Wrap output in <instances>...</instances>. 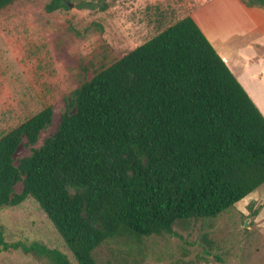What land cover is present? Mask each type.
Returning <instances> with one entry per match:
<instances>
[{
    "label": "trees",
    "instance_id": "16d2710c",
    "mask_svg": "<svg viewBox=\"0 0 264 264\" xmlns=\"http://www.w3.org/2000/svg\"><path fill=\"white\" fill-rule=\"evenodd\" d=\"M51 118L46 106L0 137V205L32 197L75 261L1 229L0 249L42 264H97L107 240L171 235L264 183V116L190 15L72 90L56 130L32 147ZM20 143L30 153L15 164Z\"/></svg>",
    "mask_w": 264,
    "mask_h": 264
},
{
    "label": "rangeland",
    "instance_id": "374dc122",
    "mask_svg": "<svg viewBox=\"0 0 264 264\" xmlns=\"http://www.w3.org/2000/svg\"><path fill=\"white\" fill-rule=\"evenodd\" d=\"M194 5L196 0H15L1 9L0 137L50 106L51 121L32 147L41 145L56 130L72 90ZM30 147L18 145L15 164ZM20 189L18 182L14 190ZM252 223L232 206L215 217L177 222L171 235L127 231L93 255L97 264H264V230ZM0 229L7 241H38L75 261L32 197L0 205ZM0 264L42 263L9 248L0 249Z\"/></svg>",
    "mask_w": 264,
    "mask_h": 264
},
{
    "label": "crops",
    "instance_id": "0c3cea01",
    "mask_svg": "<svg viewBox=\"0 0 264 264\" xmlns=\"http://www.w3.org/2000/svg\"><path fill=\"white\" fill-rule=\"evenodd\" d=\"M187 15L264 116V9L246 6L241 0H196ZM250 206L257 210L252 225L264 230V183L234 204L247 220Z\"/></svg>",
    "mask_w": 264,
    "mask_h": 264
},
{
    "label": "water",
    "instance_id": "95a60500",
    "mask_svg": "<svg viewBox=\"0 0 264 264\" xmlns=\"http://www.w3.org/2000/svg\"><path fill=\"white\" fill-rule=\"evenodd\" d=\"M246 225V224H245Z\"/></svg>",
    "mask_w": 264,
    "mask_h": 264
}]
</instances>
